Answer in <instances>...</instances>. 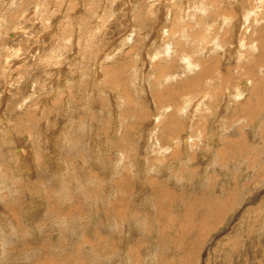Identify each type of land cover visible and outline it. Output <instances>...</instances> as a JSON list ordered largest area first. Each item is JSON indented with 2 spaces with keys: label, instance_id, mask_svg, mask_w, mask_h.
I'll return each mask as SVG.
<instances>
[{
  "label": "rangeland",
  "instance_id": "obj_1",
  "mask_svg": "<svg viewBox=\"0 0 264 264\" xmlns=\"http://www.w3.org/2000/svg\"><path fill=\"white\" fill-rule=\"evenodd\" d=\"M8 3L0 264H264V0Z\"/></svg>",
  "mask_w": 264,
  "mask_h": 264
},
{
  "label": "bare ground",
  "instance_id": "obj_2",
  "mask_svg": "<svg viewBox=\"0 0 264 264\" xmlns=\"http://www.w3.org/2000/svg\"><path fill=\"white\" fill-rule=\"evenodd\" d=\"M163 1V0H162ZM165 2V1H164ZM9 3L10 4H12L13 3V0H9ZM7 4V6L9 5L10 6V4ZM204 3V2H203ZM203 3H201V9H202V7H203ZM8 6V7H9ZM185 6V5H184ZM183 6V7H184ZM39 7V6H38ZM5 9V8H4ZM7 9V8H6ZM204 10V9H203ZM164 11V10H163ZM182 15H184V13L182 14ZM22 16V15H21ZM134 18V17H133ZM216 19V18H215ZM218 19V18H217ZM146 20V19H145ZM203 20V19H202ZM211 20V19H210ZM173 21V20H172ZM199 22H201V21H199ZM205 23V22H204ZM237 24V23H236ZM219 25V24H218ZM234 25V24H233ZM189 26V25H188ZM183 27V26H182ZM191 27V26H190ZM195 27V26H194ZM263 27V26H262ZM221 28V27H220ZM216 29H217V27H216ZM215 29V30H216ZM224 29V28H223ZM233 29V28H232ZM263 29V28H262ZM187 30V29H186ZM221 30V29H220ZM220 30H219V32H220ZM200 31V30H199ZM198 31V32H199ZM203 33V32H202ZM157 34H160V33H157ZM198 34V33H197ZM159 36V35H158ZM157 36V37H158ZM190 36H192V35H190ZM196 36V35H195ZM204 36V35H203ZM216 36V35H215ZM199 39V38H198ZM211 42V41H210ZM209 42V43H210ZM203 44V43H202ZM241 44V43H240ZM255 44V43H254ZM204 45V44H203ZM214 46V45H213ZM181 47V46H180ZM8 48H10V46H8ZM206 47H204V49H205ZM231 48V47H230ZM214 49H215V47H214ZM213 48L211 49L212 51L214 50ZM226 49V48H225ZM7 51H9L10 49H6ZM130 51V50H129ZM178 51V50H177ZM176 52V51H175ZM205 52V51H204ZM221 52V51H220ZM7 53H9V52H7ZM222 53V52H221ZM178 54V53H177ZM189 55V54H188ZM177 56V55H176ZM179 56H181V55H179ZM178 56V57H179ZM231 58V57H230ZM7 59V58H6ZM149 59H152L151 57H149ZM187 59V58H186ZM218 59V58H217ZM194 61H195V58L193 59ZM174 61V60H173ZM196 62V61H195ZM217 62V61H216ZM151 63V62H150ZM193 63V62H192ZM181 65V64H180ZM190 65H192L191 64V62H190V64L188 65V67H190ZM185 66V65H184ZM198 66H200V65H198ZM197 66V67H198ZM186 67V66H185ZM184 67V68H185ZM183 67H181V66H178V70H183L182 72H184L185 73V69H184ZM203 68V67H202ZM140 70V69H139ZM172 70V69H171ZM204 70V69H203ZM190 71V70H189ZM192 71V70H191ZM251 71V70H250ZM166 72V71H165ZM179 72V71H178ZM203 72V71H202ZM175 73V72H174ZM179 74V73H178ZM169 75V74H168ZM140 78V77H139ZM142 80V79H141ZM188 80V79H187ZM211 80V79H210ZM226 80V79H225ZM111 81V80H110ZM137 81H139L138 80V76H137ZM143 81V80H142ZM253 81H255V80H253ZM225 82V81H224ZM137 83V82H136ZM245 84V83H244ZM112 85V84H111ZM118 85V84H117ZM243 85V84H242ZM227 88V87H226ZM238 88V87H237ZM244 88V87H243ZM245 89V88H244ZM126 90V89H125ZM182 90V89H181ZM227 90V89H226ZM242 90V89H241ZM170 92V91H169ZM161 93V92H160ZM184 93V92H183ZM157 95V94H156ZM127 96V95H126ZM163 97V96H162ZM22 99V101L19 103V106L21 105V106H23V105H25V101L27 100L24 96L23 97H21ZM159 98H160V96H159ZM162 99V98H161ZM201 99V98H200ZM116 101V100H115ZM120 101V100H119ZM165 101V100H164ZM182 101V100H181ZM17 102V101H16ZM195 103V102H194ZM122 104V103H121ZM198 104V103H197ZM19 106H18V108H19ZM29 107V106H28ZM27 107V108H28ZM195 107V106H194ZM194 110V109H193ZM163 112V111H162ZM13 113H15L14 111H13ZM227 113V112H226ZM161 114H163V113H161ZM165 114V113H164ZM192 114V113H191ZM13 115H15L16 117H19L20 115H17L16 113L15 114H13ZM13 115L11 114V117H13ZM145 115V114H144ZM168 117H173V115H172V112L171 113H169L168 115H167ZM190 117V116H189ZM115 118V117H114ZM133 119V118H132ZM131 119V120H132ZM193 120V119H192ZM116 121V120H115ZM137 121V120H136ZM141 121V120H140ZM144 121V120H143ZM146 121V120H145ZM147 122V121H146ZM151 122H153V121H151ZM136 123V122H135ZM179 123V122H178ZM120 126H121V124H120ZM144 126H146V125H144ZM150 126H152V125H150ZM198 126H199V124H198ZM178 127V126H177ZM200 128H201V126H199ZM146 128V127H145ZM153 128V127H152ZM13 128H11V130H12ZM176 129V128H175ZM9 130V129H8ZM15 130H17L16 128H15ZM198 130V129H197ZM187 131V130H186ZM199 131V130H198ZM13 132V131H12ZM179 132V131H178ZM200 132V131H199ZM219 132V131H218ZM19 133V132H18ZM193 133L195 134V131H193ZM198 133V132H197ZM191 134V133H190ZM208 134H210V133H208ZM164 135V134H163ZM159 136H160V134H159ZM173 136V135H172ZM161 137V136H160ZM213 137H217V136H213ZM29 138V137H28ZM145 138V137H144ZM199 138V137H198ZM200 138H201V136H200ZM199 138V139H200ZM209 138V137H208ZM30 139V138H29ZM32 139V138H31ZM30 139V140H31ZM107 139V138H106ZM173 139V138H172ZM186 139V138H185ZM185 139H184V141H185ZM211 139V138H210ZM16 140V139H15ZM108 140H109V138H108ZM107 140V141H108ZM158 140H160V139H158ZM168 140V139H167ZM198 140V139H197ZM34 141V140H33ZM147 141V144H148V140H146ZM199 141V140H198ZM165 142V141H164ZM197 142V141H196ZM107 143V142H106ZM163 143V142H162ZM162 143H159V147L161 146V144ZM166 143V145H167V148L168 147H174L175 145L177 146V145H180L181 143H182V141L180 140L178 143H175V142H173L172 140H169V141H167V142H165ZM145 144H146V142H145ZM186 144V143H185ZM58 145V144H57ZM151 145H153V144H151ZM197 146H198V144H196ZM164 146V145H163ZM111 148V147H110ZM114 148V147H113ZM164 148V147H163ZM163 148H162V151H163ZM169 150V149H168ZM167 152V151H166ZM198 152H199V150H198ZM214 153V152H213ZM20 155V154H19ZM30 155V154H29ZM194 156V155H193ZM143 159V158H142ZM17 160V159H16ZM15 161V160H14ZM261 161V160H260ZM138 162V161H137ZM142 162V161H141ZM262 162H264V161H262ZM4 163V162H3ZM258 163V162H257ZM137 164V163H136ZM138 164H139V162H138ZM137 164V165H138ZM160 164V163H159ZM83 165V164H82ZM12 166V165H11ZM10 166V167H11ZM139 166V165H138ZM161 166L162 165H160L159 166V168H161ZM23 167V166H22ZM25 169V168H24ZM140 169H142V168H140ZM57 170V169H56ZM163 170H165V169H163ZM39 171V170H38ZM52 171V170H51ZM190 172H192V171H190ZM194 172V171H193ZM18 173V172H17ZM47 173V172H46ZM142 173V172H141ZM246 174V173H245ZM21 175V174H20ZM59 175V174H58ZM247 175V174H246ZM264 176V175H263ZM49 177V176H48ZM25 179V178H24ZM155 179V178H154ZM195 179V178H194ZM156 180V179H155ZM154 180V181H155ZM236 180H238V179H236ZM144 181V180H143ZM153 181V180H152ZM153 181V183H155ZM147 185V184H146ZM141 186V185H140ZM141 188V187H140ZM153 188H151V191H153L152 190ZM253 190V189H252ZM170 192V191H169ZM26 195V194H25ZM32 195V194H31ZM22 198V197H21ZM216 198V197H215ZM79 205V204H78ZM228 205V204H227ZM25 210V209H24ZM28 210V209H27ZM11 212V211H10ZM24 212V211H23ZM196 212V211H195ZM188 213V212H187ZM200 213V212H199ZM6 226V225H5ZM202 228V227H201Z\"/></svg>",
  "mask_w": 264,
  "mask_h": 264
}]
</instances>
